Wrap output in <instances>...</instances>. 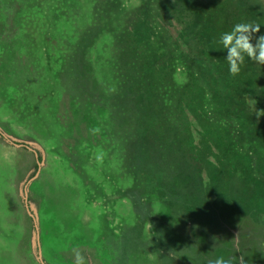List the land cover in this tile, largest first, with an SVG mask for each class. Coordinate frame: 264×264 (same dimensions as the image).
Masks as SVG:
<instances>
[{
	"label": "rangeland",
	"instance_id": "obj_1",
	"mask_svg": "<svg viewBox=\"0 0 264 264\" xmlns=\"http://www.w3.org/2000/svg\"><path fill=\"white\" fill-rule=\"evenodd\" d=\"M243 1L241 15L229 12L227 30L256 22L264 35V0ZM191 2L0 0V264H40L38 251L46 264H74V250L86 264H264V116L260 174L253 162L247 176L215 177L211 156L204 171L146 143L133 162L116 140L112 112L88 125L79 111L87 99L73 94L85 33L96 36L87 59L98 73L109 65L114 34H134L147 47L160 12ZM253 63L246 57L243 65ZM185 65L177 62L179 77ZM248 75L249 108L257 112L260 101L264 111V67L260 80Z\"/></svg>",
	"mask_w": 264,
	"mask_h": 264
},
{
	"label": "trees",
	"instance_id": "obj_2",
	"mask_svg": "<svg viewBox=\"0 0 264 264\" xmlns=\"http://www.w3.org/2000/svg\"><path fill=\"white\" fill-rule=\"evenodd\" d=\"M194 1L184 10L161 11L158 35L148 40L147 47L135 43L134 34H114L109 65L98 73L87 59L96 36L85 33L88 44L84 43L85 54H79L72 93L83 102L87 99L79 111L88 113V125L95 127L104 113L112 112L116 140L126 146L133 162L146 143V149L167 151L165 157L178 159L185 167L197 161L204 171H209L211 156L215 177L247 176L254 171L253 162L260 174V117L251 112L247 96L254 87L248 73L260 80V66L241 65L240 74L233 77L227 52L219 43L220 36L229 32L225 24L229 12L241 15L245 3ZM185 40L186 48L181 46ZM192 58L198 59L196 64ZM181 60L186 65L179 77ZM61 73L60 81H65V70ZM257 105L260 111V101ZM157 155L152 153V159L157 160ZM253 188L256 185L247 184L249 191Z\"/></svg>",
	"mask_w": 264,
	"mask_h": 264
},
{
	"label": "clouds",
	"instance_id": "obj_3",
	"mask_svg": "<svg viewBox=\"0 0 264 264\" xmlns=\"http://www.w3.org/2000/svg\"><path fill=\"white\" fill-rule=\"evenodd\" d=\"M261 31V25L256 22H241L233 25L231 31L223 33L219 43L226 50L228 71L233 77L241 72V65L245 63V57L256 65L264 67V35H257ZM257 119L264 116V111L256 112ZM74 264H86L85 257L79 250H74ZM210 264H229L223 258L210 261Z\"/></svg>",
	"mask_w": 264,
	"mask_h": 264
},
{
	"label": "water",
	"instance_id": "obj_4",
	"mask_svg": "<svg viewBox=\"0 0 264 264\" xmlns=\"http://www.w3.org/2000/svg\"><path fill=\"white\" fill-rule=\"evenodd\" d=\"M24 206H25V209L28 213V215L32 218V220L34 221V226H35V230H36V237H37V241H38V225H37V220H36V217L34 215V213L32 212V210L30 209V206L28 204V197H27V193H26V190L24 191ZM38 246H39V242H38ZM37 259H38V262L40 264H46L44 261H43V258H42V255L40 253V251L37 252Z\"/></svg>",
	"mask_w": 264,
	"mask_h": 264
}]
</instances>
